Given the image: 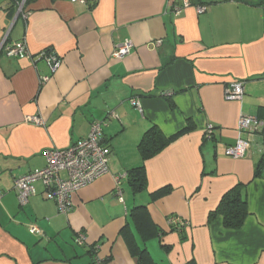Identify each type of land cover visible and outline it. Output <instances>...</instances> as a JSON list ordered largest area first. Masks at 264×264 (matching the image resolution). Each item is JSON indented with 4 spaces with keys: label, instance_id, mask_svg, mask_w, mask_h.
Instances as JSON below:
<instances>
[{
    "label": "crops",
    "instance_id": "obj_1",
    "mask_svg": "<svg viewBox=\"0 0 264 264\" xmlns=\"http://www.w3.org/2000/svg\"><path fill=\"white\" fill-rule=\"evenodd\" d=\"M21 1L0 0V264H135L130 236L155 264H264V3L204 0L199 13L194 0L186 7L183 0H24L20 10ZM19 40L28 54L7 56L3 47ZM126 40L130 54L114 59ZM47 49L63 63L44 83ZM240 81L241 100H227L226 89ZM34 115L44 125L28 119ZM242 115L257 116V128L241 133ZM96 121L109 173L75 191L69 213L59 212L42 180L22 204L15 179L45 167L46 149L88 136ZM188 124L192 130L143 161L138 143L147 128L170 136ZM239 137L250 147L242 158L229 156ZM142 163L147 188L133 192L127 172ZM239 183L250 212L243 226L228 228L221 215L209 221ZM165 187L171 192L155 198ZM138 205L149 227L133 217ZM173 216L186 228L172 227ZM80 231L84 244L75 241Z\"/></svg>",
    "mask_w": 264,
    "mask_h": 264
},
{
    "label": "built area",
    "instance_id": "obj_2",
    "mask_svg": "<svg viewBox=\"0 0 264 264\" xmlns=\"http://www.w3.org/2000/svg\"><path fill=\"white\" fill-rule=\"evenodd\" d=\"M22 0L19 4L20 10L22 9ZM75 1V0H74ZM87 2L88 0H82ZM184 7L188 6L189 0H183ZM197 11L201 13L207 7L205 5H196ZM181 7H177L176 12L181 11ZM161 40H158L160 43ZM131 40H126L117 44L112 53L114 59H121L129 55L132 49ZM7 56L10 57H24L28 54V48L25 41H18L16 43L8 44L3 47ZM43 57L50 63L49 75L43 77V82L50 80L52 75L56 73L57 69L61 66L63 61L55 55L51 50H44ZM52 74V75H51ZM245 93L243 82H235L226 89L227 100H241ZM131 104L136 106L141 112V100L139 97H133L130 100ZM28 119L33 121L34 124L44 125V120L41 116H29ZM257 116L242 115L238 122L239 131L242 133L246 130L257 128L259 123ZM206 135L208 138L214 136V126L212 124L206 127ZM90 134L84 138L78 139L66 148H48L44 151L47 164L43 168H38L33 171L27 172L15 179V187L18 189L19 198L22 204H25L29 196L35 194L34 182L42 180L47 189L48 198L55 201L56 207L60 213H69L73 210V194L75 191L92 183L98 177L109 173V157L106 145L103 143L102 124L96 121L92 124ZM250 143L247 139L238 138L235 144L227 147L225 152L229 156L235 158H242L246 154ZM117 193L120 195V200L123 201L124 197L118 189ZM1 197V196H0ZM171 225H176L180 229L186 228L188 222L179 216H173L170 220ZM33 232L39 233L38 227L34 226L31 229ZM86 235L79 232L75 241L79 244H84Z\"/></svg>",
    "mask_w": 264,
    "mask_h": 264
},
{
    "label": "trees",
    "instance_id": "obj_3",
    "mask_svg": "<svg viewBox=\"0 0 264 264\" xmlns=\"http://www.w3.org/2000/svg\"><path fill=\"white\" fill-rule=\"evenodd\" d=\"M196 5H203L205 2L204 0H194ZM264 3V0H261L259 4ZM163 94V93H162ZM165 95V94H163ZM169 97V96H168ZM170 104L173 105L172 101L170 100ZM192 130V126L188 124L186 128L182 129L181 132L176 134L166 136L162 130L158 127V125H152L145 130L143 137L141 138L139 144V151L140 155L143 158V161L150 159L154 156H157L159 152L163 149L168 147L172 141L179 138L183 133ZM262 163L259 162V165L256 168L257 175L260 172ZM128 181L131 184L133 192L143 191L147 188L148 180H147V169L145 165L142 163L140 165L134 166L127 172ZM171 192L170 187H165L160 189L154 193V197L158 198L161 195L167 194ZM221 202L219 205L212 211L209 212V221L214 220L218 215L223 216L224 225L228 228H241L243 223L248 216L249 209H248V200L246 199V195L244 192V184H237L233 186L232 189L228 190L226 193L223 194L221 197ZM146 210V206L138 205L133 209V217L138 220V225L142 229V227L146 228L149 227L151 224L149 218L147 219L142 217L145 212L142 211ZM142 213V214H141ZM155 227V226H153ZM176 230H183L180 227L173 225ZM156 228V227H155ZM143 232H145L143 230ZM146 233V232H145ZM155 233L162 235L159 232V229H155ZM146 235V234H145ZM128 242L130 243V252L135 256L136 263L135 264H155V261L152 258L151 253H149L147 247H143L140 245H136L133 241V238L130 236L128 237Z\"/></svg>",
    "mask_w": 264,
    "mask_h": 264
}]
</instances>
